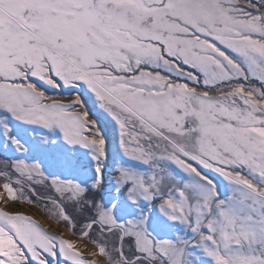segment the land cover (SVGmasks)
Returning a JSON list of instances; mask_svg holds the SVG:
<instances>
[{"label":"snow or ice","instance_id":"snow-or-ice-1","mask_svg":"<svg viewBox=\"0 0 264 264\" xmlns=\"http://www.w3.org/2000/svg\"><path fill=\"white\" fill-rule=\"evenodd\" d=\"M0 264H264V0H0Z\"/></svg>","mask_w":264,"mask_h":264},{"label":"rangeland","instance_id":"rangeland-1","mask_svg":"<svg viewBox=\"0 0 264 264\" xmlns=\"http://www.w3.org/2000/svg\"><path fill=\"white\" fill-rule=\"evenodd\" d=\"M21 208L24 211L33 213L37 219H40V222L44 224L46 228H49V225L51 224V227L49 228L50 231H53L57 234H63L65 235V238L73 240V242L77 243L81 247V249L86 250V255L92 249L93 246L89 241L78 239L76 236H73L71 231H69L67 228H64L62 225H56L55 222L48 220L46 217H43L39 210L32 209L26 204L22 205Z\"/></svg>","mask_w":264,"mask_h":264}]
</instances>
